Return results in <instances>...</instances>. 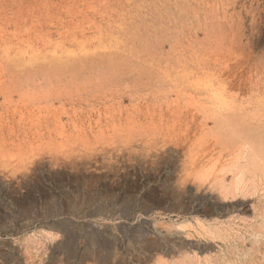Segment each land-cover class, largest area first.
<instances>
[{"label":"rangeland","instance_id":"1","mask_svg":"<svg viewBox=\"0 0 264 264\" xmlns=\"http://www.w3.org/2000/svg\"><path fill=\"white\" fill-rule=\"evenodd\" d=\"M0 264H264V0H0Z\"/></svg>","mask_w":264,"mask_h":264},{"label":"bare ground","instance_id":"2","mask_svg":"<svg viewBox=\"0 0 264 264\" xmlns=\"http://www.w3.org/2000/svg\"><path fill=\"white\" fill-rule=\"evenodd\" d=\"M49 11V10H48ZM57 21V20H56ZM64 21V20H63ZM58 22V21H57ZM56 22V23H57ZM79 26V25H78ZM64 28V27H63ZM96 30V29H95ZM62 33V32H61ZM74 35V34H73ZM72 40H77V38L76 37H74ZM95 40V39H94ZM56 41H58V40H56ZM79 41V40H78ZM80 44V43H79ZM47 45V44H46ZM5 46V45H4ZM58 47V46H57ZM60 47V46H59ZM68 52V51H67ZM69 55V54H68ZM67 55V56H68ZM5 56V55H4ZM65 57L64 59V61H62V59H61V57H56V59H53V61H49V63L48 64H50V63H54V62H59V63H61V64H63V65H66V64H70V58L72 57V56H68V57ZM78 56V55H77ZM94 56V55H93ZM49 57H51V56H49ZM88 58V57H87ZM101 58V57H100ZM77 59V58H76ZM98 60H99V58H98ZM130 60V59H129ZM79 62H80V60H79ZM109 62H110V60H109ZM77 63V61L75 62V64ZM58 64V63H57ZM79 64V63H78ZM81 64H82V62H81ZM71 65H73L72 63H71ZM97 65V64H96ZM46 66V65H45ZM78 66V65H77ZM84 66V65H83ZM82 66V67H83ZM85 67V66H84ZM153 67V66H152ZM108 68V67H107ZM148 68V67H147ZM146 68V69H147ZM79 69V68H78ZM100 69V68H99ZM54 70V69H53ZM145 70V69H144ZM150 70V69H149ZM156 70V69H155ZM61 71V70H60ZM82 71V70H81ZM42 72V71H41ZM54 72V71H53ZM60 73V72H59ZM111 73V72H110ZM44 75V74H43ZM48 75H49V73H48ZM47 75V76H48ZM76 75V74H75ZM110 75V74H109ZM152 75V74H151ZM43 77V76H42ZM60 79V78H59ZM148 79V78H147ZM50 80V79H49ZM53 114H55V113H53ZM17 119V118H16ZM85 119V118H84Z\"/></svg>","mask_w":264,"mask_h":264}]
</instances>
